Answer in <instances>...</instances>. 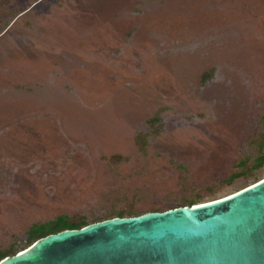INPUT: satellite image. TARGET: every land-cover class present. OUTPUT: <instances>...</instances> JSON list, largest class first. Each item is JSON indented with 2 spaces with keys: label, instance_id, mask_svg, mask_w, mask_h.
<instances>
[{
  "label": "rangeland",
  "instance_id": "obj_1",
  "mask_svg": "<svg viewBox=\"0 0 264 264\" xmlns=\"http://www.w3.org/2000/svg\"><path fill=\"white\" fill-rule=\"evenodd\" d=\"M263 151L264 0H0V253L238 192Z\"/></svg>",
  "mask_w": 264,
  "mask_h": 264
},
{
  "label": "water",
  "instance_id": "obj_2",
  "mask_svg": "<svg viewBox=\"0 0 264 264\" xmlns=\"http://www.w3.org/2000/svg\"><path fill=\"white\" fill-rule=\"evenodd\" d=\"M0 264H264V179L202 204L50 234Z\"/></svg>",
  "mask_w": 264,
  "mask_h": 264
},
{
  "label": "trees",
  "instance_id": "obj_3",
  "mask_svg": "<svg viewBox=\"0 0 264 264\" xmlns=\"http://www.w3.org/2000/svg\"><path fill=\"white\" fill-rule=\"evenodd\" d=\"M263 166H264V151L260 153V155L255 159L254 168H261ZM195 204L198 203H191L190 205H195ZM118 217H123V216L122 214H120V216ZM86 225H88V223H85L84 221L81 222L72 221L70 220V218H68L65 215L59 216L55 220L49 221L47 223L35 224L29 230V238L31 241L29 246L32 245L36 240L46 237L50 234H55L67 229H80ZM8 256L10 255L7 253H0V261Z\"/></svg>",
  "mask_w": 264,
  "mask_h": 264
},
{
  "label": "bare ground",
  "instance_id": "obj_4",
  "mask_svg": "<svg viewBox=\"0 0 264 264\" xmlns=\"http://www.w3.org/2000/svg\"><path fill=\"white\" fill-rule=\"evenodd\" d=\"M262 179H264V178H262ZM261 179V180H262ZM260 181V180H259ZM256 183V182H255ZM255 183H253V184H255ZM253 184H251V185H253ZM250 186V185H249ZM248 187V186H247ZM233 194V193H232ZM229 195H231V194H229ZM229 195H227V196H229ZM227 196H224V197H227ZM209 202V201H208ZM198 204H202V203H198ZM198 204H196V205H198ZM20 252H22V251H20Z\"/></svg>",
  "mask_w": 264,
  "mask_h": 264
}]
</instances>
